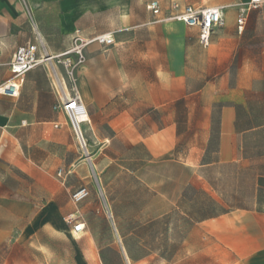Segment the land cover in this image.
Wrapping results in <instances>:
<instances>
[{
  "label": "rangeland",
  "instance_id": "obj_1",
  "mask_svg": "<svg viewBox=\"0 0 264 264\" xmlns=\"http://www.w3.org/2000/svg\"><path fill=\"white\" fill-rule=\"evenodd\" d=\"M236 7L238 15L242 4ZM223 33L229 34L223 41L226 62L206 63L203 70H194L193 78L184 79L185 94L167 111L172 118L156 111L151 119L158 127L170 122L174 127L171 145H158L154 155L141 143L120 138L105 142L104 136L114 133L103 120L81 124L82 147L62 113L61 126L54 128L58 116L52 113L48 95L37 98V112L43 118L29 116L28 104L20 97L0 102V111L10 115L0 144L4 146L0 149V264H205L200 261V124L208 115L218 137L221 109L230 97V87L237 89L236 129H253L239 138L242 157L254 161L256 170L264 174V75L259 70L264 4L249 12L241 33L234 24L216 30L213 36ZM204 58L216 59L211 49L204 50ZM47 63L55 90L61 89L58 66L71 96L76 91V70L70 72L72 83L56 58ZM219 71L227 74L228 86L212 93V100L203 105L200 94H194L200 86L196 76ZM36 82L37 90L48 91L42 70ZM130 124L143 129L150 126L144 119ZM18 160L28 162V172L16 168ZM59 169L72 171L65 185L57 177ZM238 180L241 191L245 179ZM216 181L219 187L233 189L232 181L228 184L220 174ZM79 187H85L89 195L73 204L70 194ZM243 195L226 198L225 205L242 201ZM72 213L85 223L79 238L65 221Z\"/></svg>",
  "mask_w": 264,
  "mask_h": 264
},
{
  "label": "crops",
  "instance_id": "obj_2",
  "mask_svg": "<svg viewBox=\"0 0 264 264\" xmlns=\"http://www.w3.org/2000/svg\"><path fill=\"white\" fill-rule=\"evenodd\" d=\"M151 1L159 3V15L146 9ZM173 1L195 7H224L225 26L230 27L236 26V6L249 0H207L209 5H203L200 0L193 3L186 0H0V82L8 77L7 64L19 46L40 42V55H58L71 47L74 36L90 40L98 35H112L114 44L110 47L96 42L86 45L85 61L76 70V91L81 100L82 97L85 100L86 105L82 102L87 113L89 110L88 124L91 119L103 120L114 133L104 136L105 142L120 138L130 144L141 143L154 155L158 145H171L174 132L171 122L158 127L151 120L156 117V111L171 119L167 111L185 94L184 79L193 78L192 72L203 70L206 63L226 62L222 58L223 41L228 40L229 34L214 37L215 31L209 48H202L196 28L165 18L166 14L170 15ZM208 49L216 59L206 61L204 50ZM259 55V70L264 75V49ZM46 65L50 63L26 73L17 98L0 96V102L20 97L21 102L28 104L29 116L43 118L37 112V98L48 95L52 113L58 116L53 126L58 128L61 113L55 112L53 107L70 94L58 66L55 69L61 89L55 90ZM41 70L48 91L37 90L40 85L36 79ZM199 79L200 86L194 94H200L203 105L212 100V93L228 86L227 74L221 71L215 75H198L197 83ZM138 87L142 89L137 90ZM228 92L230 97L221 109L218 137L217 132L212 131L208 115L200 124V163L197 166L200 167V261L264 264V174L256 170L254 161L242 157L239 138L253 129H236V86L230 87ZM9 119V114L0 111V144L7 134ZM140 119L150 124L148 129L130 124ZM15 165L21 172L30 169L27 161L18 160ZM253 171H256L254 176ZM219 174L228 184L232 181L233 189L218 186ZM239 177L245 179V188L241 191L237 187ZM241 192L244 193L240 196L242 201L225 205L226 198L237 199ZM83 232L75 237L79 238Z\"/></svg>",
  "mask_w": 264,
  "mask_h": 264
},
{
  "label": "built area",
  "instance_id": "obj_3",
  "mask_svg": "<svg viewBox=\"0 0 264 264\" xmlns=\"http://www.w3.org/2000/svg\"><path fill=\"white\" fill-rule=\"evenodd\" d=\"M263 4L264 0H249L247 3L242 4L236 17V28L238 33L243 31L249 12L259 9ZM146 9L151 11L154 15H159L161 12L160 5L157 1H151L146 6ZM223 11L224 7H195L192 5H182L179 2L173 1L170 4V15L167 20L181 22L188 28H196L198 30L199 45L207 49L211 44L212 34L225 26ZM90 42H96L100 46L106 48L114 44V39L112 35L108 34L98 35L90 40H84L79 36H74L71 47L58 55H47L45 53L40 55V42L19 46L7 64L8 77L0 82V96L17 98L20 94V89L26 73L55 58L65 70L69 72L78 70L85 61L84 50L86 45ZM1 65L0 62V66ZM53 110L62 113L68 119L80 145L85 148L81 130L73 123V118L75 119L79 116L88 115L78 92H73L70 97H62L60 101L54 105ZM70 174L71 171L69 169H59L57 177L62 184H65ZM88 195L89 192L85 187H79L71 193L70 199L73 204H79L84 201ZM65 221L72 233L80 234L85 230V224L77 213L69 214L66 216Z\"/></svg>",
  "mask_w": 264,
  "mask_h": 264
},
{
  "label": "bare ground",
  "instance_id": "obj_4",
  "mask_svg": "<svg viewBox=\"0 0 264 264\" xmlns=\"http://www.w3.org/2000/svg\"><path fill=\"white\" fill-rule=\"evenodd\" d=\"M63 71H64L66 77L68 78V80L71 81L72 83H74L73 78H72L70 72H68V71H66V70H63ZM63 97H70V95H69V96H63ZM88 121H90L88 115L79 116V117H77V118H75V119L73 118V123H74V125H75V126H78V127L80 128V130H81V124L88 123ZM81 133H82V131H81ZM109 218H110V216H109ZM73 234L75 235V233H73ZM73 234H72V235H73ZM76 235H77V234H76ZM76 235H75V236H76Z\"/></svg>",
  "mask_w": 264,
  "mask_h": 264
},
{
  "label": "water",
  "instance_id": "obj_5",
  "mask_svg": "<svg viewBox=\"0 0 264 264\" xmlns=\"http://www.w3.org/2000/svg\"><path fill=\"white\" fill-rule=\"evenodd\" d=\"M94 176H95V174H94ZM95 180H96V182H97V184H98V179L96 178V176H95ZM98 187H99V190H100V186H99V184H98ZM101 195H102V193H101ZM102 197H103V195H102ZM107 213H108V216L111 217V214H110V211L108 210V208H107ZM122 251H123V253H124V249H123V248H122Z\"/></svg>",
  "mask_w": 264,
  "mask_h": 264
}]
</instances>
